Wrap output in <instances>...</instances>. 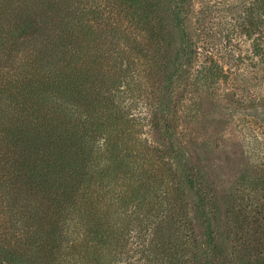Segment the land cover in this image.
<instances>
[{"label": "rangeland", "instance_id": "1", "mask_svg": "<svg viewBox=\"0 0 264 264\" xmlns=\"http://www.w3.org/2000/svg\"><path fill=\"white\" fill-rule=\"evenodd\" d=\"M263 2L0 0V43L5 42L4 47L18 43L23 49L19 57L25 62L32 63L33 53L38 56L53 37L60 34L65 41L72 35L70 40L75 45L79 41L93 71L87 87L112 85L119 68L125 66L123 57L131 61L134 73L132 92L127 90L126 97L118 98L123 80L113 84L115 102H122L120 109L110 113L102 109L89 120L81 117L95 141L92 148L66 140V130L40 131L42 138L51 135L50 143L43 139L46 146L80 151L77 159H84L88 178L75 177L72 183L77 182L78 209L87 212L88 220L81 224L79 212L64 213L58 231H51L42 220V197L22 191L16 201L8 176L5 180L0 171V244H19L27 256L41 263L51 261L57 248L63 251L68 246V253L83 264H183L186 258L191 264H244L237 258L247 250L229 236L236 219L249 223L256 206L264 212V59L252 53L253 40L264 46ZM47 4L71 23L46 34L49 25L43 22L41 9L45 16L53 14L44 8ZM251 14L256 17L254 26L249 23ZM5 16L10 22L17 17L16 26L7 27ZM140 16L145 21L136 24ZM146 23L158 28L156 34L149 36ZM135 36L146 42L141 47L144 54L132 48ZM124 50L128 56H122ZM40 59L44 60L42 54ZM32 66L21 70L22 75L37 80ZM213 66L219 74L210 77L207 69ZM5 68L0 69V101L6 98L4 82L13 79L11 74L15 72V81L20 80L17 65L9 72L10 67ZM40 75L48 76L44 70ZM69 100L61 99L62 107L50 124L64 115L68 120L72 108L76 109ZM101 102L108 104L109 99ZM19 105L14 109L18 113L23 102ZM2 107L6 108L4 103ZM78 110L83 113L80 105ZM7 114L0 112V129L3 125L21 128L20 115ZM111 115L117 133L106 139L108 129L94 121ZM71 121L70 126L78 123L76 117ZM118 138L120 153L131 155L121 172L118 159L111 162L105 151L112 141L118 144ZM112 166L117 168L111 174ZM138 188L148 204L136 212L132 206L119 205L122 194ZM237 213L242 217H234ZM44 232L58 242L49 253L37 248L46 245L41 244ZM70 240L73 243H67Z\"/></svg>", "mask_w": 264, "mask_h": 264}, {"label": "trees", "instance_id": "2", "mask_svg": "<svg viewBox=\"0 0 264 264\" xmlns=\"http://www.w3.org/2000/svg\"><path fill=\"white\" fill-rule=\"evenodd\" d=\"M50 5L47 4L44 8L46 11H53L52 15L48 14L45 16L41 9V18H43L45 25H49L46 34L60 31L62 26L66 27L71 23L69 18L58 15L59 10L55 8L50 9L52 6ZM260 6L263 9V17L260 23H264V2L261 3ZM146 10L149 13L147 8ZM7 18H9V16H5L4 18L7 27L16 26L17 17L11 21L14 23L13 25L9 21L10 18ZM254 19H256V17L251 14L249 23H251L252 26H254ZM24 20L28 26L32 24L31 21L27 20V17H25ZM144 21V16H140L136 24L144 23ZM0 24L3 23L0 22ZM145 25L147 27L145 31L149 33V36L152 33L156 34L158 28H150L147 26L149 25L148 23ZM58 36L59 37L56 39L54 37L50 39L49 42H47L49 44L44 43L41 53L38 56H34L33 53L30 61L32 63L25 62V60L19 57V53L23 49L20 50V48H18V43H7L5 47V42L0 43V69L10 67L8 69L9 72L17 65L18 72L20 73V80L15 81L14 72L11 74L13 79L9 78L6 80L7 82H4V85H7L8 93L5 95L6 98L4 97L5 99L0 101V104L4 103L6 107L4 109L3 107L0 108V112L5 113L6 111V113H8L7 115L11 114V112L17 113L22 119L21 128H15L13 126L5 127L3 125L0 129V162L1 158L5 159L4 163H0V171H2L5 180H7L8 176V182L13 187L14 192H16L14 198L16 201L21 197L22 191L26 193L31 192L30 194L36 195V197H42L40 208L44 215L43 219H40L44 220V222L47 221L50 230L53 232L58 231L57 226L60 223L58 220L64 213L68 215L71 214L72 211L79 212L77 220L81 224H83L85 220H88L87 212H82L78 209L80 202L76 198L77 182L72 183L75 177L79 179L84 177L88 178V174L86 175L84 173V159L82 157L78 158L79 160L77 159V154L80 151L73 152L72 150L66 149V147L62 149L60 148L61 145L58 147L46 146L47 141L43 139H49L50 143L51 135L42 138L40 136L41 129L46 131V134L50 133L48 128L53 131L58 128L62 131L66 130V140L72 141V144H81V147L84 149L91 144L92 148L95 141L86 131L87 125H85L84 120H81V117L84 119V117L88 116L89 120L91 117L95 116V113L99 114V111L102 109L108 112L109 110L116 111L118 108L120 109L122 107V102L119 100L118 103L115 102L117 90L114 88L113 84L117 79L123 80V83L119 85L120 90L118 89V98H122L126 97L127 90L129 93L132 92L131 84L134 80V73L131 72L132 67L130 66L131 61L128 60V57H123L121 65L125 64V66L122 69L119 68V75L115 76L116 78L113 80L112 85L107 89H105L104 85L100 84V86L93 84L95 87H93V85L91 88L87 87L88 82L90 83L91 77L93 76L92 68L88 63V56L81 51L79 41L75 45V42L70 40L72 35L65 36V41L63 36H60V34ZM258 40H253L252 42V53L262 60L264 59V46H262V42H257ZM143 44H146V42L141 40L139 36H135L132 40V48L136 47L137 50L135 52L139 55L144 54V51L141 49ZM128 53V51L124 50L122 51V56H128ZM41 54L44 60L40 59ZM58 56H60V60L56 61L54 58ZM32 65H34L35 70H37V80H28V77L22 75L21 70L30 68ZM43 70L48 76L46 75V77H44V75H40ZM207 70L209 71L210 77L219 74V70L216 66ZM40 78L42 80H40ZM30 83H34V85L31 86L29 85ZM96 86L100 90L97 91ZM62 98H70L69 101L72 100V105L76 109L74 110L72 108L71 114H69L68 120L66 121L67 123L64 120L67 118V115H64L63 118L61 116V119L57 120L56 124H50L52 117L57 114L61 109L60 107H62L60 104ZM105 99H109L108 104L107 102H101ZM20 102H23V108L20 110L21 114L14 111L15 108L20 106ZM79 105L83 113L78 110ZM83 108L87 113L84 112ZM22 113H24V115H22ZM112 116L113 115L108 116L106 119L97 116L99 119L94 121L96 122V126L100 125L101 129L104 126L108 129L107 133L104 132L106 133L104 134L106 139L112 138L110 137V133L114 137V132L117 133V131L114 130L117 124L113 123L115 119H113ZM33 117L39 119V122L35 121ZM73 117L78 119V123L70 126ZM10 120H13V118H9V121ZM112 124L113 126L109 128ZM37 133H39V135H37ZM120 139L121 138H118V144L112 141V147L105 149L109 156L108 159H111V162L112 160L116 161L118 159L119 172L125 169L122 167H125L127 162L130 163L131 158L130 154L120 153ZM56 141L63 142L60 139ZM86 154L88 155V153ZM75 155L76 158H74ZM6 158L9 160L7 161ZM116 168L117 166H112L111 174L115 172ZM112 179H116V177ZM67 181H71V183L68 184ZM79 182L83 183V181ZM141 190L142 188H138L136 191L129 192L128 195L125 193L122 194L118 200L119 205L124 203L125 207L132 206L134 212H136L135 210H141L143 205L148 204L147 202L145 203L146 196ZM25 192L23 193L25 194ZM30 194L28 197H32ZM81 200H84V195H82ZM126 200L130 201L126 202ZM239 212H242L244 215L243 211ZM48 214H50V216ZM242 214L237 213L234 217H242ZM252 214V220L249 223L244 221L245 219L241 221L240 219H236L234 221L231 226L232 232L231 236H229V240L233 238L236 246L243 248L240 249L244 252L247 250L249 253H245L243 258L238 257L237 259L239 262L245 260L244 264H264V212L259 210V207L256 206ZM142 221L143 220L139 222L142 223ZM160 223H163V221H157V225ZM143 226H146V224H143ZM44 242L46 243L45 247L37 248H41L42 251H45V248L47 253L57 248L56 243L58 242L54 238L51 239L50 234L47 232H44V235H42L41 244ZM67 243H73V240L67 241ZM67 247L68 246L62 249L63 251L57 248V252H53L52 260H47L42 263L63 264V262H65V264H83L77 257L68 253V251L71 250L67 251ZM215 252H217V250ZM27 255L28 254L24 252L19 244H0V264H42L41 261L34 258L33 255ZM204 255L206 256L205 251ZM246 257L250 259L247 260ZM190 261L191 260L186 258L183 264H191Z\"/></svg>", "mask_w": 264, "mask_h": 264}]
</instances>
